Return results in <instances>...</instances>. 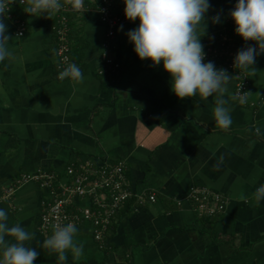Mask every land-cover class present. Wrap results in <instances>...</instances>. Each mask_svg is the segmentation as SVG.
I'll list each match as a JSON object with an SVG mask.
<instances>
[{
    "label": "crops",
    "instance_id": "crops-1",
    "mask_svg": "<svg viewBox=\"0 0 264 264\" xmlns=\"http://www.w3.org/2000/svg\"><path fill=\"white\" fill-rule=\"evenodd\" d=\"M86 1L94 6L97 0ZM210 3L201 42L234 29L228 13L236 0ZM20 9L13 12L26 31L19 36L7 17L14 58L0 62V208L9 226L33 234L25 243L40 253L34 264H58L39 229L45 192L27 183L4 198L5 189L22 173L54 172L66 181L70 164L88 160L124 161L131 189L146 197L124 205L102 243L91 225H77L84 251L80 257L69 252L67 264H264V201L254 198L264 185V54L254 73L246 69V103L235 96V77L229 81L233 123L222 129L213 118L215 97L177 99L162 67L136 57L126 33L138 20L126 19L116 30L110 48L121 69L113 76L100 74L107 44L100 14L87 8L71 17V60L84 74L76 83L58 78L54 14L32 17ZM217 13L222 22L214 24ZM196 187L226 197L225 212L199 218L188 198Z\"/></svg>",
    "mask_w": 264,
    "mask_h": 264
},
{
    "label": "clouds",
    "instance_id": "clouds-1",
    "mask_svg": "<svg viewBox=\"0 0 264 264\" xmlns=\"http://www.w3.org/2000/svg\"><path fill=\"white\" fill-rule=\"evenodd\" d=\"M123 14L129 22L139 21L138 25L126 33L128 42L133 46L136 57L148 60L151 66H161L169 76L171 93L179 100L199 95L207 99L215 97L213 118L215 124L228 129L233 121L229 101L225 98L228 83L232 76L223 68H217L213 61L205 62L206 53L201 38L206 35V13L211 6L210 0H122ZM14 0H0V62L13 57L6 19ZM72 7L80 11L85 0H71ZM63 8L61 0H28L24 9L26 14L51 18ZM233 22L234 32L244 42L254 45L242 47L233 60V67L255 72L257 56L264 54V0H236L228 13ZM212 23H221L217 13ZM122 28V26H121ZM60 80L69 79L82 83L84 74L76 63L68 64L59 72ZM249 93V92H248ZM247 95L240 103L247 102ZM257 134L260 129H256ZM257 203L264 201V185L254 193ZM8 213L0 208V264H34L40 253L26 246L33 234L20 224L9 226ZM78 227L73 222L57 224L51 236L43 242V247L56 254L58 264H67L68 253L75 257L83 254L82 244L76 242ZM6 237H11L9 241Z\"/></svg>",
    "mask_w": 264,
    "mask_h": 264
},
{
    "label": "built area",
    "instance_id": "built-area-1",
    "mask_svg": "<svg viewBox=\"0 0 264 264\" xmlns=\"http://www.w3.org/2000/svg\"><path fill=\"white\" fill-rule=\"evenodd\" d=\"M115 0H97L95 11L101 16L106 25L107 44L101 53L102 66L100 74L117 76L121 64L111 54L112 41L116 30L126 22L123 10L114 12ZM63 8L54 14L52 24L56 36V55L58 68L62 70L72 63L69 21L73 14L87 11L86 7L80 11L72 7L71 0L63 2ZM28 6V0H14L8 18L13 19L18 27V35L23 36L26 31V21L16 15L14 9ZM206 53L205 62L213 61L217 68L225 69L236 79L235 96L240 101L241 96L247 95L250 82L246 69L233 67L234 56L242 47L252 46L254 42H244L236 39L230 31L219 36H209L203 42ZM124 161L115 163L105 162L96 165L93 161L80 164H70L65 171L66 181L60 180L54 172L22 173L16 177L5 189L4 198H11L15 192L27 183H38L45 192L40 212V231L51 236L54 226L73 222L76 225L87 223L91 225L93 237L97 242H104L106 235L111 232L112 223L117 213L130 200L143 203L146 196L136 194L131 189L126 175ZM199 218H214L225 212L228 199L221 193L207 188H193L188 196ZM149 201L155 202L154 194L148 196Z\"/></svg>",
    "mask_w": 264,
    "mask_h": 264
},
{
    "label": "trees",
    "instance_id": "trees-1",
    "mask_svg": "<svg viewBox=\"0 0 264 264\" xmlns=\"http://www.w3.org/2000/svg\"><path fill=\"white\" fill-rule=\"evenodd\" d=\"M85 7H86V9L87 8H91V9H89V10H95V5L94 6H92V5H90L86 0H85ZM114 7H115V10H114V12L117 14V13H119V12H121L120 10H123V8H124V6H123V4H122V0H115L114 1ZM26 7H22L20 10H24ZM84 13V12H83ZM78 14H81V13H78ZM73 15H77V14H73ZM72 17V16H71ZM73 25H74V22H73V20H72V18L70 19V21H69V26H70V37H71V31H72V27H73ZM231 32V34L232 35H235V37H236V39L237 40H239L240 39V37L239 36H237L236 34H235V32H234V29H232V31H230Z\"/></svg>",
    "mask_w": 264,
    "mask_h": 264
},
{
    "label": "rangeland",
    "instance_id": "rangeland-1",
    "mask_svg": "<svg viewBox=\"0 0 264 264\" xmlns=\"http://www.w3.org/2000/svg\"><path fill=\"white\" fill-rule=\"evenodd\" d=\"M111 54H112V51H111Z\"/></svg>",
    "mask_w": 264,
    "mask_h": 264
}]
</instances>
